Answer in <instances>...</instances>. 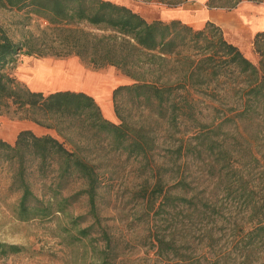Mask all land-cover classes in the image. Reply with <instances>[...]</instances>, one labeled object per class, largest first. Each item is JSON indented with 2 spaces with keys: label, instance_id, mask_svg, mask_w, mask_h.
<instances>
[{
  "label": "trees",
  "instance_id": "16d2710c",
  "mask_svg": "<svg viewBox=\"0 0 264 264\" xmlns=\"http://www.w3.org/2000/svg\"><path fill=\"white\" fill-rule=\"evenodd\" d=\"M241 1L207 4L233 8ZM0 8L23 19L18 38L0 24V113L14 106L18 118L47 131L24 128L12 142L0 138V168L17 194L16 219L55 221L65 243L82 246L83 263H116L119 239L101 226L96 202L118 168L111 161L125 155L156 173L153 183L145 179L132 191L147 203V214L158 217L148 236L155 258L165 264H261L264 30L252 39L254 62L212 21L195 29L179 18L147 19L113 0H0ZM33 22L45 23L40 34L29 28ZM46 31L54 46L44 39ZM71 54L131 78L112 90L115 120L84 90H33L12 73L21 56ZM170 62L181 69L174 77L162 72ZM220 83L232 88L234 104L214 108L209 122L188 126L192 89ZM156 150L163 151L158 164ZM164 174L178 192L166 187ZM81 198L93 218L85 226L87 215L69 209ZM24 249L0 241L1 256Z\"/></svg>",
  "mask_w": 264,
  "mask_h": 264
},
{
  "label": "rangeland",
  "instance_id": "374dc122",
  "mask_svg": "<svg viewBox=\"0 0 264 264\" xmlns=\"http://www.w3.org/2000/svg\"><path fill=\"white\" fill-rule=\"evenodd\" d=\"M113 1L131 7L147 19L182 18V21L195 29L203 27L206 21H212L222 28L225 37L237 45L248 58L254 62L258 61V55L252 47V39L254 34L264 30V1L243 0L233 8L210 7L207 0H185L176 4L174 2L179 0H166L169 1L168 3L160 0ZM22 21L20 13L0 8V24L8 29L14 38H18L21 33ZM44 25V22L40 25L33 22L29 28L35 34H40L41 29L39 28ZM44 37L48 44L54 46V37L50 31H46ZM162 68V72L169 73L171 77L181 70L175 62H170ZM12 73L33 90L43 92L55 89L84 90L96 98L104 115L107 117L109 115L112 120H115L112 101L113 88L132 82L131 78L114 66L92 68L74 54L21 56L18 64L12 69ZM87 78L106 83L108 92L106 101L101 102L94 91H89L81 85ZM192 91L194 94L192 97L193 116H186V121L191 119L188 121V126L195 121L209 122L212 119L214 108L234 104L232 88L224 87L221 83L211 88L207 86L193 88ZM24 128H30L38 134L47 132L42 127L18 118L14 106L9 107L8 112L0 113V138L12 142L16 133ZM162 154L163 151L156 150L153 153V162L159 163ZM111 164L118 168L114 171L112 180H105L107 182L100 189L96 204L101 226L106 227L108 232L119 239L117 248L120 257L114 264H165L155 258L152 241L148 237L157 229L158 217H153L152 211L147 214V203L142 198L132 197V191L138 190L145 179L153 183L155 171L143 169L139 162L125 155L116 156ZM150 168L155 167L152 165ZM191 169L194 172L198 171L199 167L192 166ZM162 178L172 193L178 192L176 187H170L172 179L169 178V174H164ZM8 186V172L5 168H0V241L23 244L25 249L7 256L0 255V264H89L90 260L83 263L81 245L65 243L58 234L59 230L55 221L16 219L12 213V206L17 194ZM69 209L73 216L87 215L89 207L86 198H81ZM87 218L88 221L81 223L80 226L92 222L91 215H87ZM97 226L100 228L98 223ZM262 252L260 262L264 264V248Z\"/></svg>",
  "mask_w": 264,
  "mask_h": 264
},
{
  "label": "bare ground",
  "instance_id": "6f19581e",
  "mask_svg": "<svg viewBox=\"0 0 264 264\" xmlns=\"http://www.w3.org/2000/svg\"><path fill=\"white\" fill-rule=\"evenodd\" d=\"M263 23H264V19H263ZM85 81L87 82L86 86L88 87L85 89H87L89 91H94V93L96 94V97L101 99V102L107 100V93L108 92L106 89V83L105 82H96V80L93 78H90V79L87 78Z\"/></svg>",
  "mask_w": 264,
  "mask_h": 264
},
{
  "label": "crops",
  "instance_id": "0c3cea01",
  "mask_svg": "<svg viewBox=\"0 0 264 264\" xmlns=\"http://www.w3.org/2000/svg\"><path fill=\"white\" fill-rule=\"evenodd\" d=\"M182 19V18H181ZM94 79V78H93ZM87 82L86 81H84L83 83H81V85L84 87V88H88L86 85ZM74 88H76V87H74ZM55 90H58V89H55ZM73 90H75V89H73ZM53 91V90H52ZM107 117V116H106ZM108 118L109 119H111V117L108 115Z\"/></svg>",
  "mask_w": 264,
  "mask_h": 264
}]
</instances>
